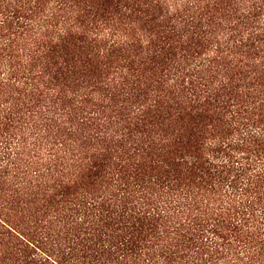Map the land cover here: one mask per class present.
<instances>
[{
  "label": "rangeland",
  "instance_id": "obj_1",
  "mask_svg": "<svg viewBox=\"0 0 264 264\" xmlns=\"http://www.w3.org/2000/svg\"><path fill=\"white\" fill-rule=\"evenodd\" d=\"M248 9L261 13L256 22ZM18 13L28 25L4 31L16 40L0 53V79L8 60L15 66L12 80L0 86V109L11 118L8 151L20 159L19 168L2 172V217L12 211L30 222L59 218L60 199L69 195L100 196L112 186L117 193L129 170L159 152L166 136L208 127L211 119L190 118L180 107L196 94L172 91H188L189 77L199 71L218 85L245 64L246 80L264 70V31L257 28L264 0H39L36 11ZM239 38L254 45L234 46ZM53 228L59 231L60 222ZM3 241L1 251L12 256Z\"/></svg>",
  "mask_w": 264,
  "mask_h": 264
},
{
  "label": "trees",
  "instance_id": "obj_2",
  "mask_svg": "<svg viewBox=\"0 0 264 264\" xmlns=\"http://www.w3.org/2000/svg\"><path fill=\"white\" fill-rule=\"evenodd\" d=\"M11 3L0 0L6 6L0 12V53L16 40L4 31L28 25L19 23L18 10L39 7V0L13 9ZM253 6L256 10L257 3ZM245 14L255 19L261 13ZM257 28L264 31V18ZM253 45L234 40L236 47ZM9 61L0 86L12 80L15 66ZM245 66L236 72L242 83L226 74L212 85L213 75L199 71L189 77L188 91L182 86L172 91L196 94L180 107L190 118L211 119L207 132L185 126L166 136L159 152L129 170L117 193L112 186L100 196L69 195L60 199L59 218L44 215L30 222L12 211L0 216V243L7 238L13 252L0 249V264H264V70L246 80ZM1 111L0 180L7 168L20 167L19 152L8 151L10 114ZM40 242L49 246L41 248Z\"/></svg>",
  "mask_w": 264,
  "mask_h": 264
}]
</instances>
